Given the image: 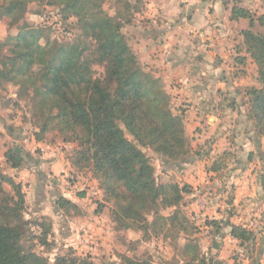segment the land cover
Listing matches in <instances>:
<instances>
[{"label": "rangeland", "instance_id": "1", "mask_svg": "<svg viewBox=\"0 0 264 264\" xmlns=\"http://www.w3.org/2000/svg\"><path fill=\"white\" fill-rule=\"evenodd\" d=\"M9 1L11 0H0V179H9L1 183V188L14 197L16 185L22 186L26 200L23 215L31 224L23 242L24 247L49 259L50 264H55L58 255L69 251L77 258H88L93 264H123L126 259L147 264H207L212 259L222 261L223 264H264V137L259 136L254 120L249 116L244 92L247 88H261V83L258 66L253 60L248 58L245 66H238L236 61L238 56L245 55L242 40L238 46V29H249L250 23L246 21L244 26L231 23L226 12L221 16L223 25L230 31L229 39L236 43V48L230 51L232 56L222 68L224 76H229L230 85L226 87L225 83L222 86L229 91L227 99L234 95L238 98L239 94V102L230 103L231 109L237 110L235 113L229 111L228 114L214 115L219 121H224V125L217 130L208 131L211 126L207 124V118L213 115L206 114L203 128L205 133V130H198L192 123L196 119L195 113H183L186 111L183 109L186 102L183 101L182 91L186 95L188 92L193 94L206 86L202 77L206 66H200L199 58H204L211 42L198 33L178 35L170 29L191 25L194 13L189 7L182 6V0L102 2V8L108 15L123 21L122 33L142 67L161 81L164 90L171 97L169 105L174 114L182 115L191 147L199 141L198 149L192 148L190 159L213 158L215 160L212 163L218 162L222 168L217 173L213 172L215 175H209V167H205L208 175L205 183L198 189L202 196L207 195L205 198L212 200L210 205L214 207L207 210L208 206L203 200L198 199V196L193 197L196 194L193 190L191 195L184 197L181 205L182 212L190 220L188 232L178 229L155 237L144 234L138 228H120L113 222L115 201L107 199L105 186L94 176L91 168L78 170L74 165L79 144L64 141L66 137L72 136V132L62 130L55 122L49 121L51 118L45 116L47 112L43 111L44 106L39 104V98H34V89L24 91L15 82V75L4 76L1 73L12 69L11 59L27 50L26 45L29 43L19 40L23 29L32 30L36 37L32 38L40 45L60 48L86 41L78 19L64 20L60 7L46 2H30L26 13L22 17H16L5 11ZM220 2L224 4L226 11L239 5L250 9L257 17L264 15V0ZM210 3L215 4L212 1ZM254 32L264 34V27L257 24ZM20 63L21 61H17L14 73ZM93 69L96 71L95 77L103 75L101 67L95 66ZM186 75H190L188 80H178V77ZM238 79L243 81L240 83ZM238 84L242 85L239 89ZM56 115L57 109H54L53 120ZM45 123L49 127L42 134L43 141L37 142L35 134L42 133ZM203 132L207 138L201 139ZM223 136L224 141L220 142L219 138ZM127 137L133 141L129 134ZM215 138L217 139L214 141ZM249 142L251 144L247 146ZM214 145L217 151L215 154L213 149L210 150ZM10 148L22 151L24 168L28 169L23 177L6 164L4 155ZM143 152L150 158L159 184L188 185L182 177L188 162H165L161 155L149 148L143 149ZM53 155L63 158L66 170L64 174H57L55 170L48 168L49 163L45 161L48 156L54 157ZM248 155L258 156L252 163L257 165L255 171L261 173L262 177L251 180L249 185L253 190L252 196H244L245 193L240 195V205L238 211H235L232 207L238 189V174H235V169H238L237 166L247 165ZM43 164L47 165L44 167ZM64 194H69L78 201L73 203L79 211L72 208L60 210L57 207L56 202ZM81 194L85 196L80 197ZM70 197L66 199L70 200ZM195 201L199 203L198 210L191 207ZM44 204L49 208L47 213L51 216L39 214ZM174 210H163L161 215L169 217ZM237 217L242 219L239 225L253 233L252 239L246 243L233 241L230 227L225 226L226 223L233 224L232 218L236 221ZM210 221L222 222V226L209 227L206 223ZM48 228L53 231L49 237L52 243L50 248L41 246L37 238ZM229 236L232 239H228Z\"/></svg>", "mask_w": 264, "mask_h": 264}, {"label": "trees", "instance_id": "2", "mask_svg": "<svg viewBox=\"0 0 264 264\" xmlns=\"http://www.w3.org/2000/svg\"><path fill=\"white\" fill-rule=\"evenodd\" d=\"M30 2L57 5L64 20L78 19L86 41L60 48L42 46L32 38V30L23 29L19 40L29 43L27 50L11 59L12 69L1 73L15 75V82L24 91L34 89V98H39V104L47 112L45 116L51 118L49 121L72 132L64 141L79 144L74 165L78 170L91 168L105 186L107 199L115 201V224L123 229L138 228L155 237L178 229L188 232L190 220L181 205L193 188L159 184L150 158L143 152L149 148L165 162H188L192 147L183 117L172 112L171 97L163 84L145 71L128 45L122 33L123 21L104 11L103 0H11L5 11L22 17ZM230 20L250 23L249 29L242 32L245 55L238 56L236 61L238 66H245L250 58L258 66L261 88H247L244 92L249 116L259 136L264 137V34L254 32L257 24L264 27V15L257 17L250 9L234 5ZM17 61L21 63L14 73ZM95 66L103 69V75L95 77ZM54 109L57 115L53 120ZM48 127L45 123L42 133L35 134L37 142L43 141L42 134ZM4 157L14 170L24 165L18 148L8 149ZM221 169L215 162L210 171L217 173ZM6 180L9 181L6 177L0 179V264H50L49 259L24 247L31 226L23 215L25 195L21 185H16V197L6 194L1 188ZM56 205L60 210L79 211L75 203L64 197ZM166 209L175 210L164 217L161 212ZM206 224L215 228L222 226L219 221ZM225 226L230 227V236L240 243L252 239V231L243 226L232 223ZM52 232L48 228L37 237L41 246L51 247ZM55 264L93 263L69 251L58 255ZM123 264L147 263L126 259ZM207 264L223 262L212 259Z\"/></svg>", "mask_w": 264, "mask_h": 264}, {"label": "crops", "instance_id": "3", "mask_svg": "<svg viewBox=\"0 0 264 264\" xmlns=\"http://www.w3.org/2000/svg\"><path fill=\"white\" fill-rule=\"evenodd\" d=\"M210 1L214 2L215 4L210 3ZM182 2L184 4L182 6H184L185 8L189 7L192 14L194 13V17L192 18L193 22L191 23V25H188L189 27L184 26L182 28H170V29L172 31H175L174 34H178V35H183L185 33L188 35L198 33L201 34V36H205V38H207V40L211 42V44L209 43L208 45L209 50L206 53L207 55L205 54L204 58L203 57L199 58L200 66H206L204 70L205 73L202 74V77L206 81V86L202 87V89L196 90L193 94H190V92H188V94L186 95L185 91H182L183 92L182 96L184 98L183 101L186 102V105L183 106L184 107L183 109H185L186 111L183 113L189 114L193 112L196 114V119L192 120V123H194L195 128H198V130H200L199 128H201L202 130L205 127V115L212 114L213 116H208L207 118V124L211 126L208 129V131L217 130L218 128H220L221 125H224V121L223 122L219 121V118L214 115L217 113L228 114L229 111L235 113V111L237 110L233 108L231 109L230 103L234 104L236 102H239V94H238V98L234 95L233 97L231 96L229 99H227L226 96L229 91L227 92V89H224V87L222 86L225 85V83H227L226 87L230 85L228 84L229 76L226 75L224 76L223 74L224 69L222 68L226 66L228 62L227 60L232 56V53H230V51L232 48H236V43H233L229 39L230 34L228 33L230 31H228L227 27L223 25L221 16L222 14H225L224 12H226L229 22L238 23V25L241 26H244L243 24L246 21L245 20L231 21L230 20L231 10L226 11L224 4L220 2V0H207V2H201L199 0H182ZM244 30L247 29L244 27H242V29H238V46L239 44H241V40L243 44L242 32ZM236 38L237 37H235V39ZM233 44L234 47H232ZM226 70L229 69L226 68ZM189 76L186 75V77H182V78L178 77V80L179 79L180 81L181 79L188 80ZM240 81L243 80L238 79V82ZM241 87L242 85L238 84V89ZM221 97H223V99H221ZM239 106L240 105L238 103V112L240 109ZM197 115H199V118H197ZM211 120H214V122L211 123L212 122ZM205 133L203 132L201 139H204L206 137ZM210 136L209 138H211ZM223 138H225V136L221 137V139L219 138L220 142L224 141ZM216 139L217 138H215L214 141ZM198 144L199 141L196 142V144L193 143L192 148L198 149ZM250 144L251 143L249 142L247 146H249ZM212 149L214 150V154H215V152H217L216 145H214V147H212L210 150ZM256 157H253V155H248L247 165L243 167L240 165L237 166L238 169H235L236 170L235 174H238V178H237L238 189L236 191V198L234 200V205H232L235 211H238V207L240 205V195L242 196L243 193H245L244 196H249V195L252 196L253 190L249 185L251 180L253 178L260 179L262 177L261 173L255 171L257 165H254L252 163L253 159H255ZM212 159L213 158H208V157H206L205 159H202L200 157H195L190 159L186 166V170L183 171L184 175L182 176L184 181L188 185H190L193 188V190L196 191V194H193V197L196 198L198 196L199 197L198 199H200L201 201L203 200L206 206H208L207 210L212 209L214 207L210 205L212 200L210 198L206 199L205 197L207 195L205 197L202 196V192H199L198 189L200 188L201 184L205 183L206 177L208 175V172L206 171L205 167H209V175H215L213 172L210 171V168L212 167L213 164L212 161L215 160ZM240 161L241 159H239V162ZM45 162L46 163L48 162L49 164L48 165L43 164V166L45 167L47 165L49 169L53 171L55 170L57 174H64L66 172L65 168L63 167L64 160L62 157H56V155L54 157L48 156V159H46ZM24 165L21 169L15 170L16 174L21 175V177H23L28 173L27 172L28 169L24 168ZM68 196L70 197L69 194L68 195L64 194L65 198H68ZM69 199L72 202L75 203L78 202L72 199L71 197ZM197 204H199L198 201L192 203L191 207L193 208V210H198ZM48 209L44 204V206L40 208L39 214L43 216H51L49 212L47 213V211H49ZM202 216H205V214H202ZM232 221L234 222L233 224L239 225L242 219L237 217L236 221H234L233 218ZM228 239H232V238L229 236ZM232 240L236 241L234 239Z\"/></svg>", "mask_w": 264, "mask_h": 264}]
</instances>
